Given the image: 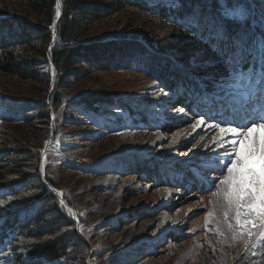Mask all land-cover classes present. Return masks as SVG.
Returning a JSON list of instances; mask_svg holds the SVG:
<instances>
[{
  "label": "rangeland",
  "instance_id": "374dc122",
  "mask_svg": "<svg viewBox=\"0 0 264 264\" xmlns=\"http://www.w3.org/2000/svg\"><path fill=\"white\" fill-rule=\"evenodd\" d=\"M0 1L12 2V0ZM85 3L92 6L87 10L89 13L102 14V11L98 12V8L103 3L101 0H86ZM60 4L62 5V0ZM106 10L107 15L103 12L104 15L98 16L96 21L89 20L85 28L88 34L106 30V32L110 31L111 35L99 34L85 40L117 38L119 34H112L114 32L111 30H122V26L130 23V20L133 24L137 15L138 22H142L143 27L147 29L150 28L149 22L154 21L153 17L139 15L131 8L121 9L112 6ZM125 35L129 37L131 34ZM148 35L140 33L137 37L148 41L155 48H158L159 41L166 37L164 33L154 37ZM100 39L90 43L85 41V44H93ZM127 40L131 39H120V42ZM169 50L180 52L175 47ZM47 70L44 69L43 73ZM4 79L12 87H25L24 83L12 78L4 77ZM262 81L257 74L247 75L232 84L227 81L224 88L234 85L236 95L241 91L246 94L253 83L261 84ZM64 82L65 85H59L55 90L57 99L61 101L72 99L73 96L87 97L91 94L125 95L136 101L156 102L158 96L156 86L149 89L151 81L142 75H135L125 70L99 72L98 68L94 69L92 65L81 66L77 69L75 78ZM2 86L3 82L0 80V94L10 97L2 94L4 93L1 92ZM50 88L51 85L48 84L47 90ZM13 97L21 99L15 95ZM169 107L170 104L165 110ZM57 108L58 122L53 131L57 139L59 134L65 142L64 150L70 157L67 158L70 162L46 154L45 157L48 155L46 159L51 160L48 177L62 189L61 191L66 194L85 222H81L80 227L73 224L70 215L62 213L60 210L62 207L58 201H55L56 199L49 201V205L55 208L57 213L50 221L48 219L43 221L42 226L44 227V222H53L59 226V230L52 240L69 238L74 245V249L67 245L64 251L57 254L54 253L57 245H51L54 248V256L61 258L59 264H255L264 260V251L252 255L251 251L244 250L243 244L229 246L221 243L214 232H202L204 217L211 208L209 203L211 191L198 195L194 192L183 195L182 187L175 188L166 184L155 186L151 179L143 180L140 174L132 171L130 167H126L122 174L112 170L117 169L120 162L127 161L125 158H132L133 161L148 160L150 163L156 162L174 167L190 154L202 156L208 152L215 132L205 131L203 125L193 130L190 126L196 122L193 114L185 113L188 118L184 117L185 115L177 116V119L184 117V127L181 129L179 123L174 121L173 128L169 132L160 129L153 133H121L122 135L105 137L96 136L93 127L82 117L75 116L66 104H61ZM165 118L167 122L172 120L170 117ZM42 124L41 128L45 131L42 139H45L47 126L44 122ZM208 124L206 123V127L209 126ZM174 139L175 143H173ZM1 142L0 138V144ZM194 144L197 147L193 148ZM45 163L46 160L44 165ZM68 164L74 166L69 167ZM30 167L22 176L8 178L9 181L5 184L11 183L10 181L22 183L33 175L31 172L36 169L35 166ZM35 185L24 184L19 191L11 195V200L5 197L3 201L6 203L0 206V216L8 214L17 205L33 199L38 200L36 196L39 192L35 189ZM178 201L181 203L173 205ZM165 218L169 222L166 234L164 230L156 237L159 222ZM38 228L39 226L34 227V230ZM170 231L175 232L173 240L169 235ZM47 241H51L48 236L39 241L33 238L18 239L15 243V251L19 255L20 262L26 264L43 258H53L54 256L48 254L41 246ZM154 244H157L156 252L147 254Z\"/></svg>",
  "mask_w": 264,
  "mask_h": 264
},
{
  "label": "trees",
  "instance_id": "16d2710c",
  "mask_svg": "<svg viewBox=\"0 0 264 264\" xmlns=\"http://www.w3.org/2000/svg\"><path fill=\"white\" fill-rule=\"evenodd\" d=\"M86 0H62V16L58 22V41L57 49L51 53L52 62L57 71V84L65 85L64 81L75 78L77 69L81 66L92 65L94 69L101 67H118L111 60L121 56L120 62L125 59V55L130 51L129 56L133 59L139 58L138 52L143 48L139 42L131 41L139 39L138 34L147 33L148 36H156L159 33L165 34V39L159 41L158 48L146 41L152 49L165 56H172L183 67L195 69L194 73L205 80L213 82L215 77H226L230 74L234 62L242 63L249 58H255L256 50L253 46L254 34L249 27V17H241L236 13L238 8L250 14V7L244 0H178L179 4L175 10L169 13L149 8L143 10L136 3L140 0H101L103 3L98 8L102 14L95 15L87 10L91 9L85 3ZM264 13V0H252ZM56 0H12L0 1V80L3 82L1 92L10 97H21L25 99L26 107L33 108L36 116L25 117L20 123H0V186L9 181L8 178L22 176L30 166L37 167L39 161L38 148L43 143L44 129L42 122L47 125L48 110L38 101H43L47 96V86L49 76L43 73L45 69L46 48L49 42L48 26L51 24ZM99 4V3H98ZM112 6L118 8H131L139 15H149L154 21L149 22L150 28L143 27L137 15L133 24L128 23L122 26V30H111L112 34H119L118 38H131L126 43L124 50L122 47H109L98 43L85 44L94 40L85 38L102 35H111L106 30L95 31L88 34L85 28L89 20L96 21L98 16L108 14L106 8ZM225 9L231 12V18H223L219 10ZM261 18L256 16L258 20ZM195 26L199 31L202 30V37L192 32L189 27ZM223 28L227 33V40L236 44L240 53L233 54L227 47L219 48L217 51L210 50L206 42L214 41L217 38L216 30ZM258 30L264 36V25L257 24ZM117 31V32H116ZM125 34H131L127 37ZM100 41V40H99ZM206 41V42H204ZM85 44V45H84ZM179 49V53L171 51V48ZM160 63L162 65H160ZM128 64V62L126 63ZM172 63L167 57H160L149 66V71L161 74V82L173 88L176 84L173 74L164 75L161 70H166ZM230 69V71L228 70ZM166 76V77H165ZM6 78H12L25 84V87H12L7 84ZM172 79H168V78ZM62 87V86H61ZM12 94V95H11ZM91 102L98 103L103 95H88ZM38 99V100H36ZM54 107L61 104L57 95L52 99ZM16 107H20L17 105ZM13 114L20 115L17 109H12ZM45 125V126H46ZM36 170V169H35ZM35 170L33 172L35 174ZM27 181V182H26ZM49 183L57 187L55 183ZM23 182L36 184L35 189L39 194L36 196L41 205L40 221H50L57 213L55 208L49 204L54 198L46 194L44 185L37 176L26 178ZM2 189L0 188V193ZM23 206V205H22ZM40 222V223H41ZM53 222H44L35 226L25 228L23 235L38 241L47 237L51 241L41 244L48 254H53V244L57 245L55 254L64 251V247L70 245L74 249L72 240L67 238H56L59 226ZM45 226L47 228H45ZM60 240V241H59ZM57 258H59L57 256ZM56 259V256L53 257Z\"/></svg>",
  "mask_w": 264,
  "mask_h": 264
},
{
  "label": "snow or ice",
  "instance_id": "6c2138e0",
  "mask_svg": "<svg viewBox=\"0 0 264 264\" xmlns=\"http://www.w3.org/2000/svg\"><path fill=\"white\" fill-rule=\"evenodd\" d=\"M56 15H60L59 0ZM52 27L55 29V21ZM217 35L227 38L223 28ZM178 111L184 113L185 110L180 108ZM203 123L201 115L190 126L195 130ZM224 123L226 126L220 123L211 125L218 130L212 142L222 148L223 153L214 162V170L219 175L209 181L215 190L211 191V208L204 217L203 227L205 232H214L221 243L229 246L243 244L245 251L255 255L252 250L257 248L258 242H264V105L253 109L246 124L232 126L231 121ZM227 134H231L230 140L225 139ZM40 170L44 171L43 163ZM5 203L0 200V206ZM60 204L64 206L63 199ZM69 213L72 214L71 209Z\"/></svg>",
  "mask_w": 264,
  "mask_h": 264
},
{
  "label": "bare ground",
  "instance_id": "6f19581e",
  "mask_svg": "<svg viewBox=\"0 0 264 264\" xmlns=\"http://www.w3.org/2000/svg\"><path fill=\"white\" fill-rule=\"evenodd\" d=\"M169 137V136H168ZM51 146H49V145H47L46 147H45V149L43 150V154H48V153H50L51 152V148H50ZM52 150H55L54 148H52ZM213 191V190H212ZM180 200V199H179ZM182 201V200H181ZM181 201H178V202H176L175 204H173V205H177V204H179V203H181ZM168 223V219H162L161 220V222H159V225H158V227H157V234H156V237L157 236H159V234L161 233V232H163L165 229H163L164 228V225L165 224H167Z\"/></svg>",
  "mask_w": 264,
  "mask_h": 264
}]
</instances>
